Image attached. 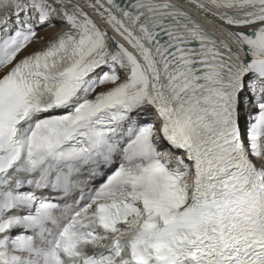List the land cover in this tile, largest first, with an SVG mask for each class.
Returning <instances> with one entry per match:
<instances>
[{"label":"snow or ice","instance_id":"1","mask_svg":"<svg viewBox=\"0 0 264 264\" xmlns=\"http://www.w3.org/2000/svg\"><path fill=\"white\" fill-rule=\"evenodd\" d=\"M0 264H264V0H0Z\"/></svg>","mask_w":264,"mask_h":264},{"label":"bare ground","instance_id":"2","mask_svg":"<svg viewBox=\"0 0 264 264\" xmlns=\"http://www.w3.org/2000/svg\"><path fill=\"white\" fill-rule=\"evenodd\" d=\"M209 20H211L213 23H215L216 21H214L210 16H206ZM95 18V17H94ZM216 24V27L218 28V29H220L219 28V24H218V22H216L215 23ZM54 31L55 30H53V29H44V30H42L41 32H40V35H42V36H44L45 38H47L48 36H51V35H53L54 34ZM220 32H222V31H220Z\"/></svg>","mask_w":264,"mask_h":264}]
</instances>
